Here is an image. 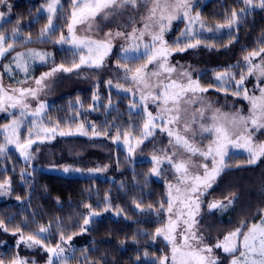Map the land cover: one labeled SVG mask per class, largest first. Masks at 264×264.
Wrapping results in <instances>:
<instances>
[{
    "label": "snow or ice",
    "instance_id": "1",
    "mask_svg": "<svg viewBox=\"0 0 264 264\" xmlns=\"http://www.w3.org/2000/svg\"><path fill=\"white\" fill-rule=\"evenodd\" d=\"M144 3L148 8V15L145 18L147 22L143 24L142 29L133 28L131 33L116 31H108L104 33V39H94L92 36H78L76 34L77 25H87V30L91 31L93 23H97V17L101 20H107L109 16L120 14V10L126 7L133 9ZM0 5L11 11V5L7 0H0ZM61 0H48L44 11L48 13L47 23L40 33L41 41L47 38L55 44H71L75 49L74 56H78V61H73L71 66L64 64L53 67L49 72L43 73L39 78L34 79L35 87L27 88H11L2 83V74H0V112H7L8 109H18L19 116L14 113H9L13 116L11 123L2 126L5 143L0 144V154H4L8 150L9 145H14L19 151L20 156L24 161L30 162L34 156L32 145L40 138L41 132L57 133L60 128V121H57L54 126L44 127V116L46 105L39 99V93L43 91L47 84L44 82L56 72H72L79 69L82 65L89 68L104 67V58L111 51V41L116 37H124L125 40L139 39L145 34L150 35L151 43H143L144 52L138 58L139 66L129 67L130 61L127 58L129 52H139V44H128L122 46L125 57L117 61L116 69L119 80H107L108 87L125 93H132L135 97L136 93H140L139 103L133 99L129 107L135 111L142 108L144 118L142 119V127L136 128L129 124L126 128L116 127L115 135H109L108 131L98 132L96 127H91V133L95 136L108 135V138L113 143H119L121 140L131 157L137 147H140L149 141L154 143V138L159 133H166L169 137V148L161 149L157 152L153 149L151 162L153 167L150 173L154 176L162 175L161 168L167 164L169 170L175 174L176 183L169 182L168 199L160 203L156 209L158 214L163 211L167 215V222L162 227L156 229L153 239L163 237L171 245V258L165 255L153 261V264H219L217 256L213 255L214 249H222L226 254H229L230 264H264V215H261L260 223L242 222L240 226L233 231L224 235L222 241H218L213 245H209L204 241L203 236L197 234L196 225L199 221L196 220L203 198L211 193L208 191L213 187L217 177L229 166L225 159L228 156L227 148L232 145L235 148H242L249 154L248 163H256L261 157H264V142H255L253 134L260 129H264V39L259 43L261 47L251 51L243 56L244 63L240 65V72L237 77L231 71L233 66L223 71L215 73V80L219 82L217 91L229 92L223 85L234 82V88L231 94L235 96H243V99L249 102V114L246 116L241 111L237 110L233 113L221 112L216 109L211 116L205 117L206 106L202 103L203 98L197 93L208 91V87L202 86L198 79H193L190 72L181 68L177 76V68L169 64V56L173 51H185L190 48H196L201 44L208 47L214 45L198 35L196 25L200 31L214 32L221 29L231 31L238 26L250 9L259 7L264 9V0H238L237 6L225 13L223 23H217L215 28L208 27L200 17V13L195 16H190L191 3L190 0H70V15L65 21L67 35L60 32L58 39H53L59 31L54 20L58 17V12L62 9ZM237 7L239 11H237ZM39 11V10H38ZM102 14V15H101ZM5 17V12L0 11V20ZM183 17L187 21L184 31L180 33V37L173 45H169L164 39V34L172 24L173 20ZM19 23V21H17ZM23 33L19 27L12 29L10 40L9 37L0 31V58H4L6 54L14 50V44L17 42L27 43L31 40V36L23 41H16L18 35ZM181 39L184 40L181 43ZM234 38L230 35L229 43ZM47 53L36 52L29 50L27 53H16L13 56L15 67L28 72L29 61H45ZM149 65H153L152 69ZM13 69L11 64L3 66V72L11 75ZM123 75H120V73ZM157 78L156 83H151L152 78ZM248 77H254L257 81L255 87L259 91V95L254 92L250 93L245 86V80ZM183 78V79H181ZM120 80L124 81L121 83ZM18 83H27L18 81ZM31 100H36L37 104L32 109L29 103ZM99 99L98 94L93 95V101ZM156 103V108L159 109L155 115L148 110L147 101ZM191 112L189 106L197 105ZM79 103V98L77 99ZM111 98L109 97L108 104L111 106ZM140 113H137L139 115ZM26 116H32L33 120L28 128V136L21 139L19 129L24 126ZM210 121V122H209ZM199 124L200 133H210L212 138L209 143L201 147L197 144L195 136L197 134L195 125ZM36 129L35 136L33 130ZM77 132L81 135H87L88 132L84 129V124L78 125ZM138 133V135H134ZM187 133H192L191 136ZM72 131H59V135H74ZM133 141L135 146H133ZM42 142V141H41ZM182 150V151H181ZM38 151V149H37ZM199 156L202 160L196 161L193 158ZM210 161V163H209ZM193 169H203L202 172L193 171ZM70 169L64 168L65 172ZM103 169H90L89 171H102ZM80 171V169H75ZM23 176L24 173L22 172ZM10 188V180L6 179L0 182V189L7 191ZM175 193V195H173ZM0 194H4L0 192ZM17 199H20L17 197ZM235 194L230 197H225L227 203L220 200H214L208 204L209 209H226L234 203ZM108 201V197H105ZM136 209L143 211L142 203L133 201ZM165 204L167 208L165 209ZM84 207L88 212L83 215V225L80 232L87 231V226L92 221V218L97 217L101 212L92 208L90 204L85 203ZM149 209L152 205L148 206ZM114 211L116 215H124L125 210L118 206L113 208L110 202H107L103 208L104 212ZM264 214V208L258 210ZM127 218V217H125ZM179 233L177 229L180 225ZM41 225L39 231L25 235L20 226L17 225L12 231L13 235L19 233L18 244H25L31 248L33 246H41L49 253L47 264H54L53 257L60 261V264H68L64 259L66 249L63 244L72 240L73 233L67 237L63 231L59 232V242L54 246H49L45 243L46 238L42 234L47 233L49 228ZM59 227V225H58ZM0 229L8 232L4 221L0 220ZM177 234L180 237L177 241ZM147 255V253H145ZM139 259V257H137ZM0 264H5L4 258L0 257ZM7 264H35L34 261H28L16 254L10 258ZM84 264H88V257H84Z\"/></svg>",
    "mask_w": 264,
    "mask_h": 264
},
{
    "label": "trees",
    "instance_id": "2",
    "mask_svg": "<svg viewBox=\"0 0 264 264\" xmlns=\"http://www.w3.org/2000/svg\"><path fill=\"white\" fill-rule=\"evenodd\" d=\"M14 1L12 15L0 24V31L11 36L12 29L19 27L23 34L18 35L16 41L27 39L29 34L31 40L27 43H15L14 50L4 59V65L11 64L13 69L11 75L4 72L9 82L27 84L55 65L71 66L73 61H77L68 46L55 44L47 38L44 41L40 39L48 15L40 13V10L48 0ZM202 3L200 1L194 11L199 12L206 24L212 26L223 23L225 13L230 14V10L237 6L238 0H209ZM62 6L54 20L59 31L53 39H58L61 31L67 34L65 21L71 11L70 0H62ZM3 8L4 6L0 5V10ZM184 27V22L176 24L172 31L173 36L181 33ZM236 33L237 35L232 36L234 39L231 43L227 35L210 34L203 39L214 46L201 44L200 49L193 54L198 66L207 69L199 77L205 87L211 85L210 88H217L214 76L217 71L228 69L229 66L238 70L247 51L261 47L259 42L264 39V9H250ZM29 50L49 55L45 61L30 60L28 72L25 73L15 67L12 58L16 53H27ZM129 61L131 66L139 65L138 59ZM25 79L27 83H18ZM91 92L76 91L62 96L49 107L46 122L55 125L60 121V129H72L83 123L90 134L92 133L89 124L92 123L98 132L107 130L112 136L115 135V128L112 127L114 124L120 128H126L129 124L136 128L142 127V114L129 110L130 97L116 94L120 101L116 102L114 98L115 105L109 109V97L104 93L106 91L103 92L101 101L98 99L97 102L93 101ZM215 92L219 93L217 90ZM227 96L231 97L228 94ZM78 98L83 104L82 108L75 105ZM8 121L7 117H0V126ZM95 137L91 140L75 137L79 141L72 142L57 140L52 143V151L65 160L79 155L81 163L85 161L84 165H96L98 154L94 151L100 150L97 149L98 146L101 144L104 147L105 141L110 149H107L104 156H110L113 145L108 135ZM2 141L1 137L0 143ZM115 153L118 158L109 163V173L103 176L53 173L32 167L26 172L24 170L27 165L22 163L16 152L11 151L4 156L0 154V181L10 180L12 194V200L8 204H0V220L9 228L7 233H12L17 225L25 235L38 232L41 225H51L49 231L42 234L49 246L59 242L61 230L66 237L79 233L73 235L72 240L76 247L72 254L65 256L68 264H84L85 256L88 257V264H153L154 260L164 256V249L156 245L153 235L165 221V213L161 211L158 214L156 209L161 202L167 200L166 186L148 176L151 162L134 163L122 151L116 150ZM240 158L236 159L237 163ZM262 162L264 163V160ZM252 171L261 173L250 180L246 171L228 170L213 188L211 194L215 198L224 199L231 194H235L236 198L226 209L213 213V227L210 229L212 232L222 235L240 222H247L249 225L260 223L261 215H264L258 211L264 208V165L259 164ZM106 196L108 201H105ZM133 201L141 202L144 210L136 209ZM107 202H110L113 208L118 206L124 209V215H116L112 210L104 212L103 208ZM85 203L99 210L103 216L93 219L87 226L88 230L81 233L82 214L88 212L84 207ZM149 205H152L151 209ZM16 236H19V233ZM10 246H0V257L10 259L15 254V249Z\"/></svg>",
    "mask_w": 264,
    "mask_h": 264
},
{
    "label": "rangeland",
    "instance_id": "3",
    "mask_svg": "<svg viewBox=\"0 0 264 264\" xmlns=\"http://www.w3.org/2000/svg\"><path fill=\"white\" fill-rule=\"evenodd\" d=\"M200 1H202L203 2L202 4H204V3H207L209 0H190V3H191L190 16H195L197 12H195L194 10H195V7L200 4ZM7 2L8 4L11 5V11L9 12L6 7L0 10L2 12H5V17L3 20H0V24L8 20L11 17L14 6H15L14 0H7ZM61 4H62V0H61ZM45 6L46 5H43V8H41L40 13L48 14L46 11L43 10ZM255 9L261 10L259 7H256ZM147 15H148V8L145 6L144 3H141L136 9L126 7L120 10L119 15L109 16L107 20H101V17L98 16L97 23H93L91 31L87 30V25H77L76 34L78 36H92L94 39H104L105 38L104 33L108 31H112L113 33H115L116 31H123V32L131 33L133 31V28H136V29L143 28V24L147 22L145 19ZM201 20L206 24V21L203 18H201ZM180 22L181 23L184 22L185 27L182 30L184 31L187 25V21H185L183 17H181L177 20H173L170 28L166 30L164 34V39L168 42L170 46L173 45L177 41V39L180 37V33L177 36H173V32H172L176 24H179ZM206 25L212 28H215L216 26V24H212V26L208 24ZM195 27L197 29L198 35H200L202 38H206L210 34H214L217 36L227 35V37H230V35L231 36L237 35L235 28L230 33L228 29H221L219 31H214V32H205V31H200L198 25H196ZM7 36L9 38L11 37L10 35H7ZM183 42L184 40L181 39V43ZM143 43H149V44L151 43L149 34L146 33L145 36L142 38V41L139 39L125 40L124 37H116L115 39L111 41V45H112L111 51L104 58V67L96 69V68H89L86 65H82L79 69H76L72 72L66 73V72L60 71V72L54 73L51 77H49L44 82L45 84H47V87H45L43 91L39 93V99L43 101L46 105L45 112H44V116L46 117V119L44 120V127L54 126L50 122L49 123L46 122V120H48L47 113H48L49 107L51 105L53 106L54 102L59 100L62 96L67 95L69 93H74L76 91H87V92L92 91L91 92L92 97L94 94H98L99 100L102 99L101 97L102 94L104 95V93H107L108 94L107 96L110 97L112 101L111 106H109L108 104L109 109L111 107H114L115 105L113 104L114 98L116 102L120 101V99L116 96V94L128 96L130 97V102H132L133 99H135V101L139 103V100H140L139 92H137L135 97H133L132 93H125L123 91L116 89L115 87H111V88L108 87L106 82L109 79H112L114 82L119 80V76H117V72L119 70L116 69V64L118 60H121L125 57V53L123 51L122 46H127L128 44H139L140 45L139 52L127 53L128 60H137L139 57L143 55V52H144ZM64 45L71 48L73 52L75 51V49L72 47L71 44H64ZM198 49H200V46L196 48H190L182 52L181 51L172 52V54L169 56L168 59H169V64L177 68V73H173L174 77L177 76L179 70L183 68L186 71L190 72L193 79L199 80L200 75L207 69L200 68L196 62V57L193 56V54H195V52ZM9 54L10 53L6 54L4 58H0V74H2V83L11 88H27L29 86L35 87L34 80L27 84H14L12 82H9L6 79L5 74L3 72V66L5 63L4 59ZM74 57L78 61L79 57L78 56H74ZM134 66L135 65H132V66L129 65V67H134ZM53 67L42 72L40 75L37 76V78H39L43 73L49 72ZM153 67H154L153 65H149L150 69H152ZM231 71L235 73L238 77L240 68L238 70L231 69ZM120 75H123V73L121 72ZM156 81H157V78L153 77L151 83L154 84L156 83ZM120 82L124 83V81L122 80H120ZM199 83L202 86H205L200 81ZM256 83L257 81L254 77H248L245 80V86L249 89V92L250 93L254 92L256 95H259V91L255 87ZM216 84L219 86L218 81H216ZM223 87L229 89L230 91L229 92L219 91V93L217 94L215 92L217 88L208 87L207 92L197 93L198 96H201L203 98L202 103L206 106L205 117L211 116V114L216 109H219L221 112H227V113H233L239 110L244 115L247 116L249 114V108H250L249 102L243 99L242 95L235 96L231 94V90H233L234 88V82H229L223 85ZM227 94L231 97H228ZM94 102H97V101H94ZM29 103L31 104L32 109H34L36 107L37 101L31 100V98H29ZM156 103H159V101L157 102H153L151 100L147 101L148 110L153 112L154 115L158 111H160L159 109L156 108ZM129 104H128V107H129ZM75 105L78 108H82L83 104L82 102H79V103L76 102ZM197 106H199V102L197 105L189 106V112H191ZM129 110H131L130 107H129ZM135 111L136 112L139 111L142 114V119L144 118L142 108H138ZM9 113H14L16 116H19L18 109H8L7 112H0V117H7L9 119V121L6 122L5 124L11 123V120L13 119V116L9 115ZM23 119H24V126L19 129L20 137L22 140L27 138L28 136V128L31 124V121L33 120V117L26 116ZM93 125L94 124L91 123L89 124V127H92ZM2 126H0V138L2 137L3 141L0 144L5 143L4 134L2 132ZM194 127L197 132L195 136V140L197 144L201 147L206 146L209 143L210 139L212 138L211 134L210 133H200L199 124L195 125ZM77 128L78 126L72 129H69V128L60 129L59 128L57 133L55 134L50 133V132L49 133L41 132L40 138H38L36 140V143L32 145V152H33L34 158L30 162H26L23 160V158L20 156L19 151L16 150L14 145H9L7 152L2 155L4 156L8 152H11V151L16 152L17 156L20 158L22 163L27 165V167L24 170L26 172H29L28 168L32 167V168H41V169H44L46 171L53 172V173L60 172V173L72 174V175L84 174L88 176H92V175L103 176L109 173L110 164L115 161L116 157L118 158V154L115 153L116 150L122 151L131 162L136 163V162H151V157L153 155V149H156L157 152H159L161 149L169 148V143H168L169 137L166 135V133H159V131L157 130L158 134L154 138H151L154 140V143L145 141L143 145L136 148L135 152L132 153L131 157L129 156L128 151L125 148L122 140L119 143H113V141L111 140L113 147L111 148L112 155L110 156H104L107 152V149H110L107 147L108 145L105 143V141H104V147H102L100 144L97 148L100 150L94 151L96 152V154H98L96 165L95 164L84 165L83 163L85 161H82L81 163L79 155L69 157L66 160L61 157H58V155H56V153L52 151V146H53L52 143H54L55 141L57 140H63V141H68V142L79 141V139H75V137H81V138L88 139V140L96 138L90 133H88L87 135L79 134L77 132ZM84 129L85 131H87V126H84ZM59 131H65V132L72 131L73 133H76V134L61 136L59 135ZM35 132H36V129L33 130V136H35ZM134 135H136V133H134ZM187 135L191 136L192 133H187ZM253 140L255 142H264V129H260L259 131L254 132ZM133 146H135L134 141H133ZM227 151H228V156L225 159L228 161L229 166L224 169V171L220 174L219 177H217L216 181L213 184V187L208 190L210 193L212 192L213 188L217 185L218 181L222 178V176L226 172H228V170L246 171L247 173L246 175L250 176L249 178L250 180H252V178H254L256 174L259 175V173H261V171L254 173L252 170H255L259 164L264 165V163L262 162L264 160V157H261L259 160L256 161V163L252 164V163H248L249 154L244 149L235 148L232 145H229L227 148ZM238 157L239 158L241 157L240 158L241 162L239 161L237 163L236 159ZM193 159L196 161L202 160V158L199 156H196ZM65 167H68L70 170L68 172H65L64 171ZM152 167H153V164H152ZM75 169H80V171H75ZM90 169H103V170L102 171H89ZM193 171L202 172L203 169H193ZM161 172H162V175L154 176L150 173V170H149L148 176L150 178H153V179H156L162 182L166 186V196L168 199L169 190H168L167 184L169 182L173 184L176 183L175 174L173 171L169 170V166L167 164L162 166ZM0 192L4 193V194H0V204L2 203L8 204L12 200L11 189L8 188L7 191L0 189ZM173 195H175V193H173ZM263 195H264V190H263ZM230 196L231 195L227 197H230ZM214 200H220V201H223L224 203H227V200H225V198L218 199V198H215L212 194L206 195L203 198V202L201 203L200 211L198 215L196 216V220L199 221V223L195 226L197 230V234L203 236L204 241L209 245H213L218 241H222L224 235L233 231L236 227L240 226L242 223V222L238 223L237 225L233 226L230 230L224 232L222 235L212 232L210 230L213 227L212 215L213 213L220 210V209H216L213 212L210 211L208 204ZM248 204L250 207L251 205L249 202ZM102 216L103 214L101 213L99 216L92 218V220L96 218H101ZM167 218L168 217L165 214V221L163 224L167 222ZM182 227L183 225L181 224L180 227L177 229V233H179L180 228ZM18 240H19V236L13 235L12 233L4 232L2 229H0V246L5 248L6 246L11 245L10 247H13L16 251L13 256H15L16 254H19L20 257L28 261H34L35 264H47L50 256H49V253L45 250V248L38 246V245L29 248L23 243L18 244L17 243ZM179 240H180V237L177 234V241L179 242ZM155 243L156 245L161 246L164 249L165 251L164 256L167 255L169 256V258H171V245L167 241H165L162 236L156 237ZM76 245H79V244H76ZM63 247L66 249V252L64 254V259H66L65 256L72 254L76 246H75L74 240H71L68 243L63 244ZM213 255L218 257L219 264H230L229 254L224 253L222 249H214ZM52 259H53L54 264H60V261L57 260L56 258L53 257ZM8 260L9 258L4 259L5 264H7Z\"/></svg>",
    "mask_w": 264,
    "mask_h": 264
},
{
    "label": "water",
    "instance_id": "4",
    "mask_svg": "<svg viewBox=\"0 0 264 264\" xmlns=\"http://www.w3.org/2000/svg\"><path fill=\"white\" fill-rule=\"evenodd\" d=\"M216 209H210L211 212L215 211Z\"/></svg>",
    "mask_w": 264,
    "mask_h": 264
}]
</instances>
